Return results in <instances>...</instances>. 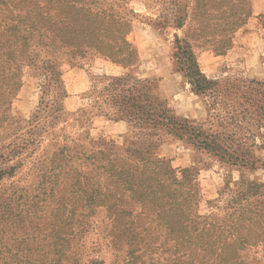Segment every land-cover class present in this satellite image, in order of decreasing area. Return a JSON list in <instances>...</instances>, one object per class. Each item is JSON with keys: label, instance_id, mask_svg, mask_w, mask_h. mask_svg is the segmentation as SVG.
<instances>
[{"label": "rangeland", "instance_id": "obj_1", "mask_svg": "<svg viewBox=\"0 0 264 264\" xmlns=\"http://www.w3.org/2000/svg\"><path fill=\"white\" fill-rule=\"evenodd\" d=\"M74 2L64 23L105 20L116 58L87 44L8 48L6 21L27 6L0 5V264H125L115 233L166 264L181 214L193 244L202 233L236 264H264V0ZM177 38L212 82L203 94ZM158 169L180 190L153 200Z\"/></svg>", "mask_w": 264, "mask_h": 264}, {"label": "trees", "instance_id": "obj_2", "mask_svg": "<svg viewBox=\"0 0 264 264\" xmlns=\"http://www.w3.org/2000/svg\"><path fill=\"white\" fill-rule=\"evenodd\" d=\"M74 1V5H76L74 6V9L75 11H79L80 9L77 5L81 4L80 0ZM0 5H6L9 8L12 6L17 7V5L27 6L23 7L22 9H18V15L16 17L10 18L9 22L6 21L9 23V25L7 29H5L4 36L8 37V48H12L13 45L19 44L22 53H25L26 50L29 49L31 43L37 44V46L40 48L49 49L53 44L58 42V44H61L62 46L73 44L74 46H79V48L82 47L83 44H87L89 48L95 47L98 48L99 51L111 48V51H109L107 55L108 57L114 56L116 58V55L119 54V51L114 53L117 42L112 44L109 43V41H106V34L109 33L106 27V22L105 20L101 21V19L97 20V15L90 14L92 19L90 18L91 22L87 25L75 23L74 26L69 27L67 24H65L63 20L66 5L65 0H0ZM8 15L13 16V12H8ZM118 24L122 26L125 25L121 22H118ZM120 25L118 26L120 27ZM122 43L131 47V45L126 41H122ZM177 44V49L180 50L183 56L189 54V59H187L185 63H179L182 65L181 71H183V69L186 71V77L189 79V83L191 84L193 91H195L197 94H203L210 90L212 82L200 72L194 52H192L188 46H185L182 50L178 38ZM102 53L105 54V52ZM125 58L126 57H119L117 58V61L123 63ZM187 64H189V67H186ZM96 155L98 158L102 159V151H97ZM99 168H103L108 174L109 183L111 185L118 184L120 181L123 182L124 178L119 176V172L111 170L107 171V167H104L103 164H101ZM4 174L10 173L6 171ZM160 175L165 176L167 174H164L161 169H158L154 170L153 173H150V175L147 176L149 184L147 188L144 189V195L147 197L153 196V200H155L156 194L158 193V191L154 190L155 188L161 187V193L170 190L173 192V194L180 190L173 189L172 183H168L166 180L159 179ZM128 183H131V181ZM121 189H124L125 196H128V192L130 193L131 197H135L138 193V189L129 187L127 188L125 184H123ZM173 194L168 193L169 196H173ZM112 195L113 192L109 191L106 196L110 197ZM61 200H64V198ZM68 204V202H64L62 205L63 211L67 209ZM75 204L76 203H72L71 206H74ZM176 205L183 207L185 204H175V206ZM174 209L177 210L181 208ZM111 217L115 225L122 220V216L118 214H116L114 217ZM188 220L189 217L184 214L174 215V217H172L171 223H174L181 228L179 230H175V233L172 231L165 232V236L166 238H170L171 234H175L174 236L180 247H176V250L178 251L176 253L177 256L175 258L170 257L166 264H236L234 261L235 258L228 255L226 251L227 248H223L221 251H219L212 249V244H210L211 247L209 245H205V243L199 244V241H203L202 233L196 235L195 240L197 242L193 244V231H189L187 230V227H184V223L188 222ZM191 223H193V220H191ZM116 234L117 233H115L114 236V238H117L116 244L119 245L120 248H123V246H126L127 248L125 264H146V261L143 260L145 255L144 251H142L139 244L136 245L134 243V237L131 235V233V238L127 237L125 242L120 241L125 239L120 235V233L119 235ZM55 235H57L56 232ZM58 240L60 241L65 239L58 238ZM198 245H200V247ZM149 257L152 260L154 258L153 256ZM154 264L162 263L159 262Z\"/></svg>", "mask_w": 264, "mask_h": 264}]
</instances>
